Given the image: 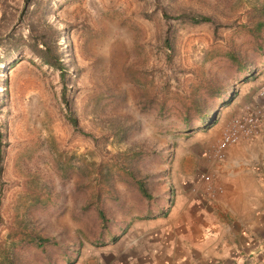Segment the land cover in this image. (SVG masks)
<instances>
[{
    "label": "rangeland",
    "instance_id": "374dc122",
    "mask_svg": "<svg viewBox=\"0 0 264 264\" xmlns=\"http://www.w3.org/2000/svg\"><path fill=\"white\" fill-rule=\"evenodd\" d=\"M160 1L170 14L212 17L199 23L170 18L171 59L162 46L166 20L155 0H40L35 10L32 0H0V33L27 39L31 26L38 30L48 20L60 30L70 70L66 104L58 70L37 58L28 41L0 67V244L9 246L15 264H112L108 252L122 251L146 214L172 203V162L177 145L190 139L181 118L190 88L201 90L202 100L219 110L205 81L231 82L232 92L247 77L236 71L228 48L255 68L264 65V52L255 49L248 27H241L255 17L251 7L264 0ZM67 113L77 117V127ZM120 150L130 152L125 161L151 197L124 175L112 174L108 181L116 192L103 195L109 218L103 225L96 206L83 204L97 167ZM37 190L53 200L29 205ZM25 230L50 240L12 245Z\"/></svg>",
    "mask_w": 264,
    "mask_h": 264
},
{
    "label": "crops",
    "instance_id": "0c3cea01",
    "mask_svg": "<svg viewBox=\"0 0 264 264\" xmlns=\"http://www.w3.org/2000/svg\"><path fill=\"white\" fill-rule=\"evenodd\" d=\"M250 78L237 83L213 124L194 126L187 145H177L172 203L136 224V240L122 251L108 252L112 264H264V119L215 153L232 118L261 102L264 65Z\"/></svg>",
    "mask_w": 264,
    "mask_h": 264
},
{
    "label": "trees",
    "instance_id": "16d2710c",
    "mask_svg": "<svg viewBox=\"0 0 264 264\" xmlns=\"http://www.w3.org/2000/svg\"><path fill=\"white\" fill-rule=\"evenodd\" d=\"M155 1L156 5L161 9L162 15L166 20L167 27L162 38V46L165 49L168 59H171L174 53L175 30L172 29L171 21H169L171 17L179 19V22L199 23L204 21H212V17L204 13L182 12L179 14H170L165 5L162 4L160 0ZM31 4L33 5L35 10V8L41 5V2L40 0H32ZM251 8L256 12L253 14L255 17L241 24V27H248V31L250 32V35L252 37V42L254 43L253 45L255 49L259 52H264V1H261L257 6L255 5ZM43 24L44 26H41V28L38 30L31 26L29 28L28 35L26 36L28 37L27 39L22 33L12 35H3L2 33H0V67L4 60L10 59V56L13 55L15 51H17L20 46L25 43V41H28V48L37 58L58 70L60 79L62 81V97L65 103L68 104L69 99L66 96V79L70 70L68 68L67 62L63 58V50L60 43V30L46 19L44 20ZM228 54L230 60L236 65V71H239V73L247 72L246 78L252 77L257 71V68H255L256 66L252 65V61L244 58L234 49L233 46L228 48ZM230 84L231 82L227 84H214L210 80H206L205 85L207 87L206 90L208 91L207 96H210L211 98H217L216 102L218 101L219 106L222 105L227 97L234 93L233 91L230 92V89L232 87L234 88V86ZM168 91H170L168 88L162 90L163 94L161 98L163 106L159 105L160 108H164V102L167 98ZM200 94L201 90L199 91L198 89L191 87L190 95L188 94L190 97L188 98V100L185 99L183 101L181 118L185 125H189V130L197 125H199L200 127L210 126L215 122L218 114V108L216 109V107L214 108V106H212L211 104L205 103L206 100H202V96ZM224 94L225 96H223ZM153 99L154 96H152L147 101L151 102ZM67 115L71 123L77 127V117L73 113H67ZM129 153L130 152L127 150L111 152V162L103 165L105 167L101 165L98 166V170H96L95 177L93 179V181H95V185L92 181L90 183V185H94V188L89 191V197L83 204V207L95 205L98 217H100L103 225H106V223L109 221V218L106 215L104 209L103 195H112L116 192L108 181V178L112 174L118 172L119 174L124 175L125 178H128L127 180H129L131 183H134L141 195L146 198L151 197V193L149 192L144 180L140 177H136L134 172L128 167V164L125 161L126 158L124 157L128 156ZM134 153H136V151ZM3 154L2 131L0 130V178L4 169L2 163ZM119 155H121L122 157H119ZM52 200V195L42 193L41 191L37 190L32 192L28 204L45 205ZM157 213H148L146 215L150 217L151 215H155ZM25 232L26 234L22 235L19 240L12 241V245L24 241L34 242L37 245H42L44 244V242L50 240V238L32 230H25ZM111 236L113 235L111 234ZM0 264H15L14 257L9 250V246L5 244H0Z\"/></svg>",
    "mask_w": 264,
    "mask_h": 264
},
{
    "label": "built area",
    "instance_id": "2783aa9c",
    "mask_svg": "<svg viewBox=\"0 0 264 264\" xmlns=\"http://www.w3.org/2000/svg\"><path fill=\"white\" fill-rule=\"evenodd\" d=\"M261 102L255 104L250 111L241 113L232 118L223 131L221 138L218 140L215 153L222 156L224 148L242 137L248 136L255 132L261 121L264 119V87L260 89ZM202 180H209L210 175L201 173Z\"/></svg>",
    "mask_w": 264,
    "mask_h": 264
}]
</instances>
